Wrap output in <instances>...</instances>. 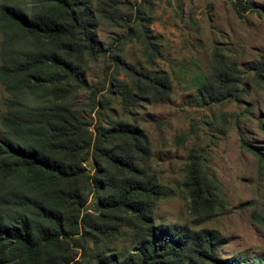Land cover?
Returning <instances> with one entry per match:
<instances>
[{
  "label": "trees",
  "instance_id": "16d2710c",
  "mask_svg": "<svg viewBox=\"0 0 264 264\" xmlns=\"http://www.w3.org/2000/svg\"><path fill=\"white\" fill-rule=\"evenodd\" d=\"M153 1L0 0V264H264L247 253L217 259L223 242L215 229L155 220L170 190L148 167L149 136L128 115L140 101L167 96L171 82L120 53L134 39L142 67L161 55L142 8ZM96 26L121 34L97 46ZM99 60L102 74L89 83L85 74ZM251 70L264 93V51ZM242 80L215 47L197 99L239 100ZM116 101L120 115L111 109ZM242 145L264 162L256 146ZM181 185L201 221L221 207L194 149ZM112 243L128 245L119 253L98 248Z\"/></svg>",
  "mask_w": 264,
  "mask_h": 264
},
{
  "label": "rangeland",
  "instance_id": "374dc122",
  "mask_svg": "<svg viewBox=\"0 0 264 264\" xmlns=\"http://www.w3.org/2000/svg\"><path fill=\"white\" fill-rule=\"evenodd\" d=\"M128 1L142 4V0ZM244 2L250 8L243 9ZM142 8L161 55L153 67H142V47L134 39L125 42L120 53L127 63L150 74H166L171 82L167 96L140 101L128 115L149 136V169L170 190V196L155 207V220L217 230L223 242L215 252L217 259L246 253L264 257V162L242 145L245 140L264 154V93L254 83L251 70L264 51V0H154L151 8ZM119 34L120 30L105 26L93 30L96 45L102 47ZM215 47L242 74L241 86L246 89L239 100L204 104L197 99L198 82L211 70ZM102 68V60L93 64L85 74L87 81L95 83ZM5 96L0 84V115ZM111 109L121 114L118 101ZM191 149L203 157L223 200L212 217L203 221L192 214L182 192ZM87 207L92 208L93 202ZM127 245L99 244L98 248L119 253Z\"/></svg>",
  "mask_w": 264,
  "mask_h": 264
}]
</instances>
